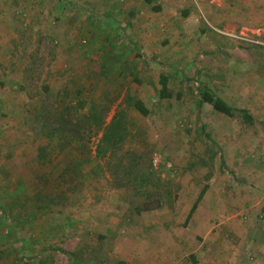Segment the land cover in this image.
Wrapping results in <instances>:
<instances>
[{
  "label": "rangeland",
  "instance_id": "1",
  "mask_svg": "<svg viewBox=\"0 0 264 264\" xmlns=\"http://www.w3.org/2000/svg\"><path fill=\"white\" fill-rule=\"evenodd\" d=\"M39 3L0 0V128L12 123L24 141L0 142V174L22 169L23 153L33 158L12 191L29 193V202L11 203L8 179L0 175V264H39L41 218L61 222L84 213L85 199L121 201L133 210L143 201L134 193L143 189L159 191L162 208L176 217L180 201L191 213L205 203L204 264H264V207L235 198L245 189L246 160L264 150L254 143L262 130L251 127L264 101V36L240 25L232 36L215 33L221 27L204 15L201 23L215 31L212 46L188 49L187 62L178 49L168 55L135 47L123 26L102 32L104 19H94V32L65 31ZM92 33L100 46H92ZM109 38L116 40L102 44ZM235 92L242 93L238 101ZM246 98L254 109L250 123L236 111ZM137 100L147 116L133 108ZM216 100L229 115L216 109ZM111 145L112 162L126 167L118 178L108 169ZM187 228L192 232L191 221ZM57 244L52 239L47 263L67 264Z\"/></svg>",
  "mask_w": 264,
  "mask_h": 264
},
{
  "label": "crops",
  "instance_id": "2",
  "mask_svg": "<svg viewBox=\"0 0 264 264\" xmlns=\"http://www.w3.org/2000/svg\"><path fill=\"white\" fill-rule=\"evenodd\" d=\"M38 1L41 2V11L46 13L49 10L58 17V26H62L65 31L94 32L97 29L94 19H104L103 24L107 27L102 32L121 31L123 26L128 42H138L135 47L144 49L151 46L157 52L168 55L178 49L182 61L187 62H190L188 49L212 46L208 40L215 31L201 23L204 15L214 25L221 27V30L214 27L218 30L215 33L232 36L231 31L240 25L264 36V0H200L199 8L191 0ZM50 1H55L53 7L50 6ZM92 35V46H100L93 33ZM114 40L116 39L109 38L102 44ZM262 41L264 42V37ZM120 43L117 41V44ZM119 59L124 61L123 58ZM244 92L248 94L247 89ZM241 94L235 92L234 101H238ZM248 102L249 98H246L243 105L236 107L250 111L253 121L254 109H251ZM257 109L261 119L260 122L254 120L251 127H260L262 133L255 138L254 143L264 144V101L257 105ZM11 124L5 122L0 128V142H24L22 134L17 131L19 128ZM25 143L28 145L30 142L25 139ZM21 159L22 169H9L5 174L2 173L8 179L5 184L11 188V192L18 185L19 178L31 171L29 163L24 162L33 158L23 153ZM245 169V189H239L235 198L238 200L241 197L249 207L261 209L264 207V150L259 153L258 158L246 160ZM115 191L112 190V193ZM26 194L13 193L9 201L12 203L20 199L22 204L29 202L32 197L29 193ZM85 201L81 208L84 213H77L75 216L68 214L61 222L50 223L44 218L39 220L40 246L36 252L39 264H48V248L52 239L59 243L56 250L68 257L67 264H80L81 257L84 264H92L98 260L99 264H204L203 247L205 241L210 239V233L205 232L208 222L199 217L206 211L205 203H199L191 213L192 208L180 201L176 207L181 210V216L176 217L168 210L164 211L162 206L158 210L136 214L130 206L124 207L121 201L117 205L106 203L104 198V202L97 205L95 201ZM258 214L259 210L252 211L253 217ZM189 221L192 223V232L187 228ZM199 237L204 240L199 241Z\"/></svg>",
  "mask_w": 264,
  "mask_h": 264
},
{
  "label": "trees",
  "instance_id": "3",
  "mask_svg": "<svg viewBox=\"0 0 264 264\" xmlns=\"http://www.w3.org/2000/svg\"><path fill=\"white\" fill-rule=\"evenodd\" d=\"M163 97L165 96L164 93ZM205 94L200 91L199 92V96L203 97ZM217 103H219L220 105L217 104L216 109L218 110H223V112L227 115H229V107H227L226 105L223 104V102L221 100H216ZM133 108L142 116H147L148 115V110L144 107L143 103L140 100L135 101L132 104ZM242 117V119L244 121H248L249 123L252 121V117L250 116V114L246 111V110H236ZM112 129H114V131H117L119 129L118 126H115L113 124ZM105 140L108 141V137H104ZM113 147L112 145L109 147L108 149V153L109 156L107 157V163H108V169H109V173L111 176H113L114 178H118L120 171H124L126 169V167H123L121 160H118V162H112V154H114V151L112 152ZM112 165L115 167L113 168ZM62 179L61 175L59 177V180ZM148 181H152V176H150L148 178ZM117 188H123V186L118 185ZM134 197L136 198H143L139 205L133 208V211L136 214L142 213V212H150V211H154V210H158L159 208H161L162 203H161V197L159 195V191L157 190H151V189H143V191L141 193H139V191H135L134 193Z\"/></svg>",
  "mask_w": 264,
  "mask_h": 264
},
{
  "label": "built area",
  "instance_id": "4",
  "mask_svg": "<svg viewBox=\"0 0 264 264\" xmlns=\"http://www.w3.org/2000/svg\"><path fill=\"white\" fill-rule=\"evenodd\" d=\"M199 1L200 0H191L192 4L196 7V8H199ZM240 40H243V41H247L246 38H243V37H238ZM158 163H159V159L158 158H155L154 161H153V166L156 167L158 166Z\"/></svg>",
  "mask_w": 264,
  "mask_h": 264
}]
</instances>
